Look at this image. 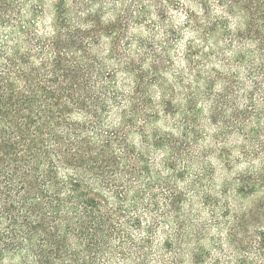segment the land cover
I'll use <instances>...</instances> for the list:
<instances>
[{"label": "trees", "instance_id": "trees-1", "mask_svg": "<svg viewBox=\"0 0 264 264\" xmlns=\"http://www.w3.org/2000/svg\"><path fill=\"white\" fill-rule=\"evenodd\" d=\"M0 264H264V0H0Z\"/></svg>", "mask_w": 264, "mask_h": 264}, {"label": "rangeland", "instance_id": "rangeland-1", "mask_svg": "<svg viewBox=\"0 0 264 264\" xmlns=\"http://www.w3.org/2000/svg\"><path fill=\"white\" fill-rule=\"evenodd\" d=\"M244 166L243 165H237L236 166V168H235V172H237V173H241V172H243L244 170ZM222 177L220 176V175H218L217 176V179H216V183L218 184V182L220 181V179H221ZM231 194H229V196H228V200H229V203L230 202H234L235 204H234V206H237L238 208H243V207H245V206H247L248 205V202L247 201H241V198H239L237 195L236 196H230ZM240 199H238V198ZM239 212V211H238ZM229 216H233V213H231ZM245 223V222H244Z\"/></svg>", "mask_w": 264, "mask_h": 264}]
</instances>
